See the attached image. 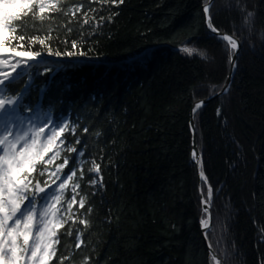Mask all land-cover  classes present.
Wrapping results in <instances>:
<instances>
[{
  "label": "trees",
  "instance_id": "16d2710c",
  "mask_svg": "<svg viewBox=\"0 0 264 264\" xmlns=\"http://www.w3.org/2000/svg\"><path fill=\"white\" fill-rule=\"evenodd\" d=\"M208 1L55 0L45 19L36 10L13 22L25 24L24 41L5 30L13 47L0 53L40 51L43 59L4 56L0 72L28 70L33 97L72 121L51 166L68 169L69 149L83 152L69 183L79 184L75 215L67 213L49 264H212L200 231L190 111L221 90L234 50L205 28ZM209 22L239 39L241 51L228 93L194 117L205 199L213 189L207 238L224 264H264V0H215Z\"/></svg>",
  "mask_w": 264,
  "mask_h": 264
},
{
  "label": "snow or ice",
  "instance_id": "6c2138e0",
  "mask_svg": "<svg viewBox=\"0 0 264 264\" xmlns=\"http://www.w3.org/2000/svg\"><path fill=\"white\" fill-rule=\"evenodd\" d=\"M112 2L116 3L117 0H112ZM118 2L123 3V0H118ZM37 8L41 20L45 19L43 14L46 9L51 8L56 11V5L50 3L49 0H0V52L5 50L6 45L13 47L5 38V30L17 33L14 39L25 40V24H14L13 22L21 21L22 17L28 16L29 13L35 17ZM203 11L207 13L208 7H205ZM253 16V12L247 13V17ZM207 26L213 33L218 31L211 22ZM217 39L220 37L217 36ZM223 40H226L232 49H237L238 45L234 39L223 36ZM40 42L43 44V41ZM19 46L23 48L22 45ZM76 47V43H73L72 48L76 49ZM182 51L192 55L195 49L185 47ZM48 54L55 57L61 55L84 57L86 55L84 52L61 53L53 52L51 49L48 50ZM16 56L43 59L40 51L21 50L16 52L11 59L15 60ZM18 63L20 61L9 66L15 71ZM232 64L235 68L234 60ZM22 75L21 72L9 77L7 73L0 72V77H2L0 78V264H49L51 257L55 254V244L59 242L57 224L62 225L66 222L63 213L75 215L71 213V208L76 200L75 189L79 187V184H73L74 194L68 201L67 208H63V205L57 208L55 205L61 201L63 196V192H58L57 189H65L66 181L72 180L76 172L74 167L70 168L69 174H65L64 179H60L59 171L63 165L55 171L47 167L59 153H53L47 160L45 157L52 152L54 138L58 136L57 129L63 132L66 124L64 121L54 122L48 132H45L44 125L48 121H39V117L36 120L32 119L31 114L35 109L32 104L26 102V97L34 84L30 81L22 91L17 92V85ZM41 91L44 90L41 89ZM200 107L201 104L194 106V114ZM190 127L194 128V123H190ZM78 155H83L82 150ZM94 170L97 169L95 167L89 169L90 172ZM46 174L48 178L41 179ZM53 176L56 179H52ZM82 177L83 173H81ZM201 177L204 178L203 173ZM57 179L60 180L59 184H56ZM50 180L52 184H56V187L50 186ZM89 182L95 184L96 180L90 179ZM212 194L213 189L209 187L207 200L202 199L201 201L205 205V210H207V203ZM49 200L53 202L52 205L48 204ZM38 205L43 207L44 211H38ZM80 207H84L83 200L80 201ZM37 220L39 223H35Z\"/></svg>",
  "mask_w": 264,
  "mask_h": 264
},
{
  "label": "water",
  "instance_id": "95a60500",
  "mask_svg": "<svg viewBox=\"0 0 264 264\" xmlns=\"http://www.w3.org/2000/svg\"><path fill=\"white\" fill-rule=\"evenodd\" d=\"M214 2H215V0H214ZM214 2H213V0H209L208 3L202 7V10L205 7H208V9H209V11L207 13L203 11L205 28L207 29V31L212 36H215L216 38H217V36H219L220 40H222L226 43H228V42L226 40H223V36H228L230 39H234L237 42L238 47H237V49H233L234 53H233L231 60H230L229 72H228L226 81H225L224 85L222 86L221 90L219 92H217L216 94H213V95L209 96L208 98H206L204 100L197 101L196 103L193 104L191 111H190V123H194V125H195V122H194L195 114L200 109H202L206 105L212 103L214 100H216V99H218V98H220V97H222L228 93V91L232 85V82L234 80L236 71H237V59H238V56H239L240 51H241V43L237 38H235L234 36H231L227 33L220 32V31L213 33L208 28L207 25L209 23V13H210V9H211ZM230 47H231V45H230ZM233 60L235 61V68H233V64H232ZM229 85H230V87H229ZM197 104H201V107L199 109H196L195 114H194V106ZM190 123H189V129H190V134H191L190 158H191V163L196 168L197 186H198V193H199L201 210H202V213L206 216V225H204V222H201V228H200L202 239H203V244H204L210 258L212 259V263L213 264H223L222 259L217 255V253L215 252V250L213 249L211 243L209 242V240L207 238V234H208V232L211 231L212 225H213L212 204L210 201H208L207 210H205V205L201 203L202 199H205V197L202 193V190H201L202 182L204 181L205 175H204V172L202 170V156L200 154L198 144H197V140H196V131H195L196 127H194V128L190 127ZM194 153H195V156H194ZM201 173H203L204 178L201 177ZM221 189H222V186L219 188V191H217V194L220 193Z\"/></svg>",
  "mask_w": 264,
  "mask_h": 264
},
{
  "label": "rangeland",
  "instance_id": "374dc122",
  "mask_svg": "<svg viewBox=\"0 0 264 264\" xmlns=\"http://www.w3.org/2000/svg\"><path fill=\"white\" fill-rule=\"evenodd\" d=\"M207 4V3H206ZM205 4V5H206ZM204 6V5H203ZM232 36V35H231ZM236 38V37H235ZM239 40V39H238ZM241 43V42H240ZM229 46H230V44H229ZM185 48V47H184ZM188 48H191V47H188ZM231 48V47H230ZM196 115V114H195ZM195 131H196V129H195ZM196 140H197V138H196ZM55 144H57V142L55 143ZM207 200V199H206ZM202 222V221H201ZM200 228H201V224H200ZM209 233V232H208ZM208 235V234H207ZM210 242V241H209ZM213 264V263H212ZM224 264V263H223Z\"/></svg>",
  "mask_w": 264,
  "mask_h": 264
},
{
  "label": "bare ground",
  "instance_id": "6f19581e",
  "mask_svg": "<svg viewBox=\"0 0 264 264\" xmlns=\"http://www.w3.org/2000/svg\"><path fill=\"white\" fill-rule=\"evenodd\" d=\"M202 222H204V225H206V216H205V218L202 220Z\"/></svg>",
  "mask_w": 264,
  "mask_h": 264
}]
</instances>
